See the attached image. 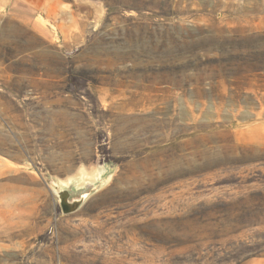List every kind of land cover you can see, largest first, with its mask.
Here are the masks:
<instances>
[{
	"label": "rangeland",
	"instance_id": "obj_1",
	"mask_svg": "<svg viewBox=\"0 0 264 264\" xmlns=\"http://www.w3.org/2000/svg\"><path fill=\"white\" fill-rule=\"evenodd\" d=\"M12 1L0 264H264V0H97L105 14L65 47Z\"/></svg>",
	"mask_w": 264,
	"mask_h": 264
},
{
	"label": "crops",
	"instance_id": "obj_2",
	"mask_svg": "<svg viewBox=\"0 0 264 264\" xmlns=\"http://www.w3.org/2000/svg\"><path fill=\"white\" fill-rule=\"evenodd\" d=\"M8 11L12 14L15 21L29 29L33 34L41 39L55 43L58 46H66L67 44H78L86 39L88 29L94 23L98 22L106 12V7L97 0H73L65 2L63 0H13ZM65 50V49H64ZM63 55L65 52L61 50ZM21 77L20 74H8L6 71L0 70V91H7L8 88L15 91L11 87L12 76ZM47 81H59L60 78L45 76ZM8 92V91H7ZM50 92V91H49ZM10 97L15 100V103L23 105L31 96L39 95L38 92L29 87L27 95L22 97L17 96L16 93H10ZM64 97L59 94L55 97V102L59 103ZM53 112L49 115V120L52 127L57 124V132L53 133L55 136H65L64 130V113L63 109H52ZM31 115L26 113L27 120ZM3 116V120H6ZM9 120L11 122L17 121V114H10ZM62 121L61 129L59 122ZM51 124V123H50ZM56 127V126H55ZM61 130V132H59Z\"/></svg>",
	"mask_w": 264,
	"mask_h": 264
},
{
	"label": "water",
	"instance_id": "obj_3",
	"mask_svg": "<svg viewBox=\"0 0 264 264\" xmlns=\"http://www.w3.org/2000/svg\"><path fill=\"white\" fill-rule=\"evenodd\" d=\"M69 196L70 194L67 191L60 194L62 209L65 213L71 212L75 206V204L68 201Z\"/></svg>",
	"mask_w": 264,
	"mask_h": 264
},
{
	"label": "trees",
	"instance_id": "obj_4",
	"mask_svg": "<svg viewBox=\"0 0 264 264\" xmlns=\"http://www.w3.org/2000/svg\"><path fill=\"white\" fill-rule=\"evenodd\" d=\"M104 1H107V0H104ZM107 6H108L109 8H113V7H115V4H112V3H111V4H108ZM150 7H151V8H148V9H147V8H136V9H137L138 12H141L142 10H152V9H153L152 6H150Z\"/></svg>",
	"mask_w": 264,
	"mask_h": 264
}]
</instances>
